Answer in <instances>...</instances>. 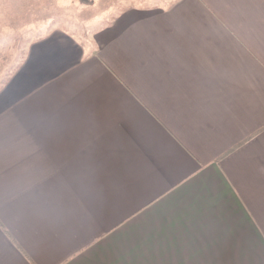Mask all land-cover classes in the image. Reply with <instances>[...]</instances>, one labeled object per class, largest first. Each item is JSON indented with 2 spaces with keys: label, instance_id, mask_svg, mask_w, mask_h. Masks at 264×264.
Listing matches in <instances>:
<instances>
[{
  "label": "crops",
  "instance_id": "obj_1",
  "mask_svg": "<svg viewBox=\"0 0 264 264\" xmlns=\"http://www.w3.org/2000/svg\"><path fill=\"white\" fill-rule=\"evenodd\" d=\"M158 3L0 90V264H264V0Z\"/></svg>",
  "mask_w": 264,
  "mask_h": 264
},
{
  "label": "rangeland",
  "instance_id": "obj_2",
  "mask_svg": "<svg viewBox=\"0 0 264 264\" xmlns=\"http://www.w3.org/2000/svg\"><path fill=\"white\" fill-rule=\"evenodd\" d=\"M134 4L156 7L160 3L158 0H0V90L13 84L11 79L22 67L26 65L25 73L29 70L31 50H28L33 40L50 35L56 28L65 29L74 37L82 36L86 33L82 29L86 28L80 25L108 21L110 16ZM33 25L41 32L33 31Z\"/></svg>",
  "mask_w": 264,
  "mask_h": 264
},
{
  "label": "trees",
  "instance_id": "obj_3",
  "mask_svg": "<svg viewBox=\"0 0 264 264\" xmlns=\"http://www.w3.org/2000/svg\"><path fill=\"white\" fill-rule=\"evenodd\" d=\"M92 21H89V24H87V23H84L83 25H80V26H82V28H86V30H84V29H82L84 32H88L90 29H92L93 28V26H94V24H96V23H91ZM7 83V82H6ZM5 83V84H6ZM6 86V85H5ZM4 86V87H5ZM3 87V88H4Z\"/></svg>",
  "mask_w": 264,
  "mask_h": 264
}]
</instances>
